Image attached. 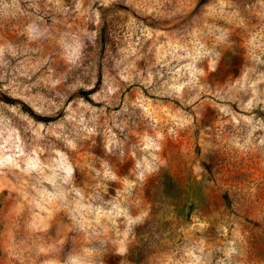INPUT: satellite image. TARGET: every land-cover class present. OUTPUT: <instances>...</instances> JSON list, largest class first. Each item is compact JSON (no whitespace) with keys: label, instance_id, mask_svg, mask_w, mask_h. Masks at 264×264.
<instances>
[{"label":"rangeland","instance_id":"1","mask_svg":"<svg viewBox=\"0 0 264 264\" xmlns=\"http://www.w3.org/2000/svg\"><path fill=\"white\" fill-rule=\"evenodd\" d=\"M0 264H264V0H0Z\"/></svg>","mask_w":264,"mask_h":264}]
</instances>
